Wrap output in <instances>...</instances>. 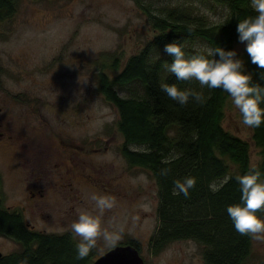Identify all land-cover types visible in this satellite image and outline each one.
Wrapping results in <instances>:
<instances>
[{"label": "rangeland", "instance_id": "rangeland-1", "mask_svg": "<svg viewBox=\"0 0 264 264\" xmlns=\"http://www.w3.org/2000/svg\"><path fill=\"white\" fill-rule=\"evenodd\" d=\"M17 1L13 16L0 21V91L10 94L5 109L9 129L20 136L15 142L0 143L4 205L21 209L25 205L23 215L33 227L55 234L71 232L69 225L80 211L97 214L91 195L107 196L115 207L100 217L102 227L121 232L119 243L136 239L145 264H205L204 248L193 238L175 239L162 251H152L160 223L157 182L149 169L125 159L118 109L100 93L97 81L100 69L114 74L115 55L123 64L152 37L151 13L161 16L177 7L215 24L225 19L228 9L211 0ZM192 45L210 47L201 38ZM234 50L245 64L246 42L238 40ZM138 89L140 85H133L118 91L123 97ZM222 123L250 143V163L257 166L263 157L261 147L229 95ZM19 142L25 146L18 149ZM229 163L231 169L236 167ZM39 166L48 172L44 180L52 184L41 198V189L30 185ZM60 183L66 184L70 199L59 190ZM20 247L11 237L0 236L3 254ZM107 249L98 241L93 256ZM242 264H264V243L252 240Z\"/></svg>", "mask_w": 264, "mask_h": 264}, {"label": "trees", "instance_id": "trees-1", "mask_svg": "<svg viewBox=\"0 0 264 264\" xmlns=\"http://www.w3.org/2000/svg\"><path fill=\"white\" fill-rule=\"evenodd\" d=\"M211 1L228 9L225 19L215 24L203 21L199 15L193 18L191 12L177 7L161 16L151 13L152 37L123 64L115 55L111 64L114 74L110 76L100 69L97 84L105 99L118 109L125 159L131 165L149 169L157 182L160 223L152 237V251H162L175 239L193 238L204 248L205 264H242L251 252L252 239L237 233L227 207L241 203L240 185L235 177L249 170L250 143L223 126L228 93L219 88L201 89L196 80L178 81L164 66L172 61L164 47L173 42L182 46L186 56L201 50L192 45L198 38L206 40L212 48L234 50L239 40V21L256 15L251 0ZM17 6V0H0V21L13 16ZM244 60L246 73L252 74V83L264 86L261 70L251 63L247 52ZM161 83L175 84L181 90L202 91L206 102L199 105L190 99L186 106H181L161 90ZM133 85H140V90L129 96L119 94V87ZM253 131L263 156L256 167L264 179V124ZM131 144L145 147L135 150ZM170 156L175 159L163 163ZM229 160L236 166L234 169ZM164 167L171 169L166 177L160 175ZM186 176L197 181L190 197L174 196V181ZM2 183L0 174V236L11 237L21 247L3 254L0 264H20L25 258L28 264H91L95 259L93 250L87 258L76 259L77 240L71 232L53 234L37 229L27 223L19 209L4 205ZM212 184L222 187L213 192ZM125 243L141 250L136 239L122 242Z\"/></svg>", "mask_w": 264, "mask_h": 264}, {"label": "clouds", "instance_id": "clouds-1", "mask_svg": "<svg viewBox=\"0 0 264 264\" xmlns=\"http://www.w3.org/2000/svg\"><path fill=\"white\" fill-rule=\"evenodd\" d=\"M255 16L239 21L237 32L239 41L246 42V52L251 63L261 70L264 79V0H251ZM164 52L172 57L164 66L178 81L196 80L201 89H223L231 97L232 105L239 110L245 127L255 129L264 124V86L252 83V74L246 73L242 59L237 58L236 50H225L222 47H208L186 56L182 46L176 42L165 45ZM161 90L181 106H186L190 99L203 105L206 102L202 91L194 89L181 90L175 84L161 83ZM175 157L166 158L163 163H170ZM171 169H160L161 176H168ZM240 185L241 203L229 205L227 213L237 233L250 237L253 241L264 243V181L261 172L255 165H250L246 174L235 177ZM196 179L186 176L174 181L172 194L190 197V190L196 185ZM221 186L210 185L213 192ZM96 215L80 211L78 218L69 225L76 243V259L82 260L97 249L98 241L104 247L114 249L121 240V232L102 227L100 217L115 207V201L107 196L91 195ZM102 250V249H101ZM20 264H28L27 258Z\"/></svg>", "mask_w": 264, "mask_h": 264}, {"label": "flooded vegetation", "instance_id": "flooded-vegetation-1", "mask_svg": "<svg viewBox=\"0 0 264 264\" xmlns=\"http://www.w3.org/2000/svg\"><path fill=\"white\" fill-rule=\"evenodd\" d=\"M10 101V94L9 93H5V91L1 92L0 91V143L3 142H15L14 139H20V136L17 135L16 132L12 131L11 129H9L10 127V117L8 116V112L5 110L6 109V105L7 103ZM25 145L23 143L19 144L17 143L16 147L19 148H23ZM47 159H49V156L47 157ZM48 172L46 170H41L40 166L37 168V173L35 176V179L32 183H30L31 186H38L39 189L44 190V192L39 191V197H43L44 195H46L49 191L50 188H52V184H50V182L48 183V181L44 180L43 178V174H47ZM34 174V172L31 173V175ZM42 182V184H41ZM42 187H41V186ZM66 184L65 183H60L58 186H60L61 188L59 190L61 191H65L66 187H64ZM72 188V187H71ZM68 190H66L65 192L67 193V196L65 195L64 192V198H69L70 199V195L68 196ZM32 195H34V193H32ZM47 196V195H46ZM47 202V200H46ZM44 202V203H46ZM9 207V206H8ZM12 208L15 209H19L21 211V213L24 212V208L26 210V206L23 205V209L21 208H17L15 206H11ZM10 207V208H11ZM25 217V216H24ZM27 220V219H26ZM27 223L29 225H31V223L27 220ZM32 226V225H31Z\"/></svg>", "mask_w": 264, "mask_h": 264}, {"label": "water", "instance_id": "water-1", "mask_svg": "<svg viewBox=\"0 0 264 264\" xmlns=\"http://www.w3.org/2000/svg\"><path fill=\"white\" fill-rule=\"evenodd\" d=\"M140 252L132 243H119L116 248H109L97 256L91 264H145ZM2 256L3 253L0 251V258Z\"/></svg>", "mask_w": 264, "mask_h": 264}]
</instances>
